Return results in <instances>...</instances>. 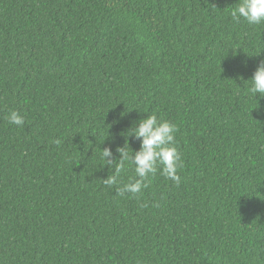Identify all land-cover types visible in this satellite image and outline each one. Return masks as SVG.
<instances>
[{"label":"trees","instance_id":"trees-1","mask_svg":"<svg viewBox=\"0 0 264 264\" xmlns=\"http://www.w3.org/2000/svg\"><path fill=\"white\" fill-rule=\"evenodd\" d=\"M238 2L0 0V264H264V24ZM153 113L180 183L120 196L102 148Z\"/></svg>","mask_w":264,"mask_h":264},{"label":"clouds","instance_id":"clouds-1","mask_svg":"<svg viewBox=\"0 0 264 264\" xmlns=\"http://www.w3.org/2000/svg\"><path fill=\"white\" fill-rule=\"evenodd\" d=\"M230 15L237 22L242 18L249 25L264 24V0H239ZM248 81H251L249 91L255 99L257 94L264 96V61L257 66L254 76ZM7 120L9 124L16 126L25 123L24 116L17 110L11 111ZM177 131L178 127L174 122L162 119L155 113L148 114L138 122L134 121L125 132L124 145H117L115 153L110 146L102 148L101 158L105 161L103 166L110 169V175L103 179L104 185H117L118 195L130 193L135 197L149 186L151 177L158 172L179 184L180 170L184 162L176 140ZM129 137H134L140 142L138 150L132 149ZM115 154H118V158L114 160ZM129 163L135 165V175L127 183H121L120 176L126 171Z\"/></svg>","mask_w":264,"mask_h":264}]
</instances>
